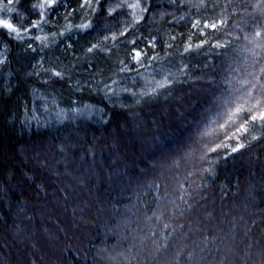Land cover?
<instances>
[{
  "label": "trees",
  "instance_id": "1",
  "mask_svg": "<svg viewBox=\"0 0 264 264\" xmlns=\"http://www.w3.org/2000/svg\"><path fill=\"white\" fill-rule=\"evenodd\" d=\"M43 2L0 29V264H264V0Z\"/></svg>",
  "mask_w": 264,
  "mask_h": 264
},
{
  "label": "snow or ice",
  "instance_id": "2",
  "mask_svg": "<svg viewBox=\"0 0 264 264\" xmlns=\"http://www.w3.org/2000/svg\"><path fill=\"white\" fill-rule=\"evenodd\" d=\"M21 2V0H7V4L4 3V0H0V13H4V12H7V13H16V9L14 7H8V5H12V4H19ZM64 0H44L43 3H40V4H34L33 5V8H40V9H51L54 5H56L57 3H63ZM96 4H99L100 3V0H95ZM91 3H92V0H84V4H81V8H83L85 5H88L89 7H91ZM130 7L132 8H136L138 7V4H132L130 5ZM146 11V9H145ZM111 14V13H110ZM16 15L18 17H22L23 16V13H16ZM41 16H43V12H41ZM138 22V21H137ZM225 21L223 20H220L219 21V24H224ZM199 24V21H197V24L196 25H193V27H196L197 25ZM39 24H33L32 27L33 28H36L38 27ZM81 28H84V29H88L91 27L90 24H83V25H80ZM205 28H211L213 30H217L218 29V24L213 22V23H210V24H205L204 25ZM0 29H3V30H7V35L9 37H12V38H22L21 36V33H28L30 32V29L27 28L26 26L24 25H16L12 22L11 18H4L3 16H0ZM261 33L260 32H257L256 33V37H260ZM37 39H40L39 37H37ZM251 43V41H250ZM0 44H2V41H0ZM218 47L221 46V45H217ZM259 46V45H257ZM96 47L95 45H93L92 47H90L88 49L89 52H91L93 50V48ZM197 48L199 47H202V45H196ZM192 48V45L189 44V46L187 48H185V51H189L191 50ZM0 55H2V53H0ZM142 57V53L141 51H135L134 53V56H133V60H135L137 63H141V65L143 64V61L141 59ZM3 61H0V63H2ZM124 69H122L123 71ZM262 72H264V69H261ZM55 76L59 77L61 75V73L59 72H55L53 73ZM161 87H164V85H160ZM257 119H259L260 121H264V111H261L259 112L258 116L257 115H253L251 117V120L252 121H256ZM247 129H245L246 131ZM253 139H256V137H253ZM244 147L243 144H239L237 147H234L231 149L232 152H237L239 151L240 148ZM212 151H216V149H212ZM181 201H183L184 203H187V201L185 200V198L183 196L180 197ZM165 204L168 203L167 200L164 201ZM149 211H152V216L155 217V220L157 222L158 225H162L163 226V229L167 230L170 228V224L168 223H164V216H163V213L161 212L160 215H157L156 214V211H159V208L155 211L153 210H149ZM177 211L179 212V214L182 216L184 215V211L186 210H181V209H177ZM147 215V213H146ZM175 215V213H174ZM149 219H151V217H149ZM180 228L182 229L183 228V225H180ZM173 232L176 231L175 228L172 229ZM154 234V233H153ZM183 234V233H182ZM169 235H171V233H169ZM159 246H157L158 248ZM210 251V250H209ZM157 264H158V261H157Z\"/></svg>",
  "mask_w": 264,
  "mask_h": 264
},
{
  "label": "rangeland",
  "instance_id": "3",
  "mask_svg": "<svg viewBox=\"0 0 264 264\" xmlns=\"http://www.w3.org/2000/svg\"><path fill=\"white\" fill-rule=\"evenodd\" d=\"M4 3L7 4V0H4ZM4 14H6V15L3 16V13H0V16H3L4 18H8L7 15H8L9 13L4 12ZM243 90H244V89H243ZM245 91H246V90H244V92H242V93H239L240 97H239L238 95H236L235 97L233 96L234 101H233L232 103L228 104V105L230 106V109L234 108V110L236 111L237 108L240 106V105H237V103H240L241 99H244V98H247V97L251 96L250 94L252 93V90H250V94H249V93L246 94ZM253 91H254V87H253ZM231 105H232V106L234 105V106L231 107ZM220 122H221V121H220Z\"/></svg>",
  "mask_w": 264,
  "mask_h": 264
}]
</instances>
